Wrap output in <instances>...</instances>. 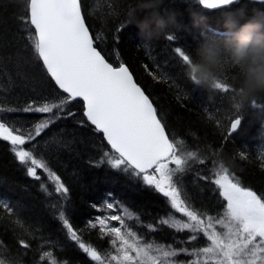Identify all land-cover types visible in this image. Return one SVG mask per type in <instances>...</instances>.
<instances>
[{
	"label": "trees",
	"instance_id": "1",
	"mask_svg": "<svg viewBox=\"0 0 264 264\" xmlns=\"http://www.w3.org/2000/svg\"><path fill=\"white\" fill-rule=\"evenodd\" d=\"M194 3L195 0H160L159 15L166 20L174 16L176 22L156 31H153L155 26L150 25L143 32L136 25H127L128 13L137 5V0H82V11L90 32L94 37H100L94 46L114 66L123 62L129 68L134 80L164 118L166 130L184 141L181 154L187 150L198 151V155L205 159L204 164L189 160L192 170L175 179L195 208L215 215L222 212L224 202L215 191V185L200 177H207L210 170L215 171L221 163L239 176L246 186L264 192V168L259 162L264 154V111L261 110L264 96L254 98L244 110L237 112L232 106V92L221 95L189 81L185 66L174 54V47H187L194 53L198 43L206 38L223 39L226 31L222 10H203ZM22 8L21 0H0V85L6 89L0 91V103L17 107L55 95L54 84L24 38L25 33L18 20L23 14ZM231 8L232 13L244 10L245 18L239 21L240 24L255 12H264V7L253 4L251 0H239ZM192 13L204 16L205 24L194 27ZM137 15L143 20L146 13ZM168 34L176 35L177 40L169 42ZM165 74L173 83L163 80ZM230 75L225 76L228 83ZM253 101L257 104L255 109ZM69 107L76 113L75 118L57 121L32 142L37 143L39 151L44 153L51 168L69 189L67 200H61L60 194L54 191L51 195L42 192L40 181L26 175V170L10 152L8 142L0 141V198L6 200L34 231L32 236L25 234L12 222L13 215L0 209V241L7 248V254L20 259L23 264H36L40 254L38 245L50 240L59 243L60 247L55 248L54 253L60 259H67L70 264H95L67 237L52 205L62 204L74 228L82 230L79 231L82 239L103 251L109 248L108 238L101 239L98 229H87L86 224L98 215H105L104 211L92 207L93 204L101 205L104 199L118 201L138 215L139 221L127 223L145 239L175 244L177 248L203 246L206 239L202 234L196 241L181 243L187 241L190 233L177 232L159 223L161 218L174 213L167 198L107 165L95 166L102 150L109 148L90 125L85 127L75 122L85 119L82 104L74 101ZM44 115L47 114L3 113L0 118L6 117L31 127V122ZM237 115L242 119L241 126L233 135L225 136L229 121ZM53 137L62 138L68 146L52 143ZM241 152L246 158L241 157ZM38 174L50 189L54 188L42 170H38ZM108 193H111L110 197ZM175 215L178 217L177 213ZM149 224L157 225V230L149 231ZM217 230L223 231L220 227ZM19 239L27 241L30 248L21 247ZM49 247L45 244V248ZM177 259L189 260L191 257L181 255Z\"/></svg>",
	"mask_w": 264,
	"mask_h": 264
},
{
	"label": "snow or ice",
	"instance_id": "2",
	"mask_svg": "<svg viewBox=\"0 0 264 264\" xmlns=\"http://www.w3.org/2000/svg\"><path fill=\"white\" fill-rule=\"evenodd\" d=\"M238 2L195 0L194 4L203 10H222L227 15L232 13L231 6ZM251 2L264 7V0ZM21 3L23 14L18 20L25 33L24 38L35 59L42 62L46 75L55 83V95L45 97L43 101H32L20 107L0 103V114H47L31 122V127L6 117L0 118V141L8 142L10 152L26 170V175L40 181V189L45 194L51 195L54 191L60 194L61 200L68 199L69 189L51 168L44 153L39 151L37 143L32 142L57 121L75 118L76 113L69 106L80 99L86 120L75 122L85 127L94 126L92 131L102 133V139L110 146L108 150H102L95 166L107 165L129 179L143 182L167 198L174 213L161 218L159 223L177 232L190 233L187 241L181 243L196 241L201 234L206 242L203 246L189 249L145 239L127 223L130 220L139 221L140 217L120 202L109 199L92 207L97 211L108 209L114 213L119 207L123 214L98 215L86 224L87 229H98L101 239L108 238V249L101 251L85 242L79 234L82 230L74 228L63 205H52L58 212L56 219L66 230L67 237L95 264H264V192L246 186L239 176L221 163L215 171L210 170L207 177L200 178L215 185V191L224 202L222 212L210 215L206 210L195 208L175 178L192 170L189 160L204 164L205 159L198 155V151L187 150L181 154L184 141L166 130L164 118L134 80L129 68L123 62L114 66L94 46L100 37H94L86 24L82 0H21ZM167 40L173 42L177 36L168 34ZM173 51L185 65L191 54L188 48L175 46ZM163 80L173 83L168 74ZM5 90L0 85V91ZM216 91L227 95L233 89L224 80L217 82ZM252 107L257 108L255 101ZM261 110L264 111V106ZM241 121L239 115L231 119L224 135L231 136L237 132ZM52 143L68 146L67 141L58 137H53ZM241 157L246 158L244 152H241ZM259 162L264 168V154ZM38 170L47 175L54 188L50 189L41 180ZM107 196L110 197L111 193ZM0 209L12 214V222L25 234L34 235L32 226L27 225L3 198H0ZM175 213H180L181 217L178 218ZM111 221L118 222V226ZM217 225L223 231L217 230ZM147 227L149 231L157 230V225L149 224ZM18 243L24 249L30 248L24 239H19ZM45 244L50 247L45 248ZM57 247H60L59 243L50 240L39 244L37 251L40 254L36 264H70L69 260L55 255ZM7 253L3 241H0V264H23ZM181 255L191 259H177Z\"/></svg>",
	"mask_w": 264,
	"mask_h": 264
},
{
	"label": "clouds",
	"instance_id": "3",
	"mask_svg": "<svg viewBox=\"0 0 264 264\" xmlns=\"http://www.w3.org/2000/svg\"><path fill=\"white\" fill-rule=\"evenodd\" d=\"M160 0H137V5L128 13L127 25H136L142 32L154 25L153 31L163 30L175 17L167 20L157 11ZM145 12L143 20L138 13ZM193 26L205 24L206 18L191 14ZM243 9L224 16V38H206L198 43L194 53L185 62V75L197 86L213 91L217 82L224 81L228 73L232 87V106L242 111L254 99L264 96V12H255L246 22ZM151 35V33H149Z\"/></svg>",
	"mask_w": 264,
	"mask_h": 264
},
{
	"label": "rangeland",
	"instance_id": "4",
	"mask_svg": "<svg viewBox=\"0 0 264 264\" xmlns=\"http://www.w3.org/2000/svg\"><path fill=\"white\" fill-rule=\"evenodd\" d=\"M102 211L105 212V215L117 214V213L112 212V210H108V209H102ZM118 211H119V213H122V212L119 210V207L117 208V212H118ZM177 215H178V218L181 217V214H180V213H177ZM185 219H186V218H185ZM110 223L113 224V225H116L118 222H116V221H111ZM218 227H220V226L217 225V228H218Z\"/></svg>",
	"mask_w": 264,
	"mask_h": 264
},
{
	"label": "water",
	"instance_id": "5",
	"mask_svg": "<svg viewBox=\"0 0 264 264\" xmlns=\"http://www.w3.org/2000/svg\"><path fill=\"white\" fill-rule=\"evenodd\" d=\"M209 11H216V10H209ZM42 63V62H41ZM50 78V77H49ZM51 80V79H50ZM52 81V80H51ZM52 83L55 85V83H54V81H52ZM58 90V89H57ZM66 95V94H65ZM76 101H79V102H81V104H82V106H83V101L82 100H80V99H77ZM86 119V118H85ZM91 126V125H90ZM92 128L94 127V126H91ZM101 136L103 135L102 133H99ZM105 142V144L107 145V141H104ZM108 146V145H107ZM109 148H110V146H108Z\"/></svg>",
	"mask_w": 264,
	"mask_h": 264
}]
</instances>
